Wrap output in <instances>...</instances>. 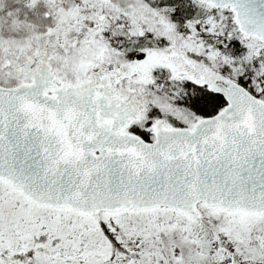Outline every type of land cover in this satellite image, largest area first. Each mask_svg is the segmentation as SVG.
Instances as JSON below:
<instances>
[{
  "label": "snow or ice",
  "instance_id": "6c2138e0",
  "mask_svg": "<svg viewBox=\"0 0 264 264\" xmlns=\"http://www.w3.org/2000/svg\"><path fill=\"white\" fill-rule=\"evenodd\" d=\"M0 264H264V0H0Z\"/></svg>",
  "mask_w": 264,
  "mask_h": 264
}]
</instances>
